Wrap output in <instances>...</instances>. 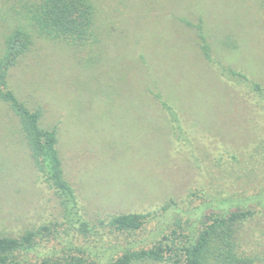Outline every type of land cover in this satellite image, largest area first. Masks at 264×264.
I'll return each instance as SVG.
<instances>
[{
	"label": "rangeland",
	"instance_id": "obj_1",
	"mask_svg": "<svg viewBox=\"0 0 264 264\" xmlns=\"http://www.w3.org/2000/svg\"><path fill=\"white\" fill-rule=\"evenodd\" d=\"M26 1L0 0V54ZM93 4L91 33L66 41L34 32L9 70L17 96L41 107L42 125L57 129L80 213L97 224L89 236L60 228L58 239L26 257L72 242L100 259L149 247L175 229L193 232L221 207L247 206L254 215L240 229L242 248L264 264V0ZM158 95L176 111L178 130ZM122 212L148 218L133 232L100 224ZM65 218L37 174L17 116L0 100V233Z\"/></svg>",
	"mask_w": 264,
	"mask_h": 264
},
{
	"label": "trees",
	"instance_id": "obj_2",
	"mask_svg": "<svg viewBox=\"0 0 264 264\" xmlns=\"http://www.w3.org/2000/svg\"><path fill=\"white\" fill-rule=\"evenodd\" d=\"M27 1L19 15L13 18L14 25L4 34L0 54V100L7 103L17 116L37 174L59 197L66 218L27 228L16 235L0 233V264H211V260L217 264H257L256 256L242 248L239 236L241 227L254 215V210L247 206L221 207L207 214L202 226L193 232L178 233L175 229L171 235H164L149 247H125L120 254L104 255L100 259H95L89 249L72 242L64 243L60 250H51L36 260L26 257V253L39 243L58 239L60 228L76 236L95 235L97 230V224L80 213L76 191L65 176L57 129L42 125V108L29 107L9 83V70L33 45L34 32L38 36L66 41L91 33L95 15L93 0H29V4ZM200 38L206 58L213 61L201 32ZM229 74L247 79L236 70L231 69ZM253 85L261 89L257 82ZM157 98L178 130L180 124L176 111L160 95ZM147 218L148 213L122 212L110 215L100 224L113 233L133 232L141 229Z\"/></svg>",
	"mask_w": 264,
	"mask_h": 264
}]
</instances>
